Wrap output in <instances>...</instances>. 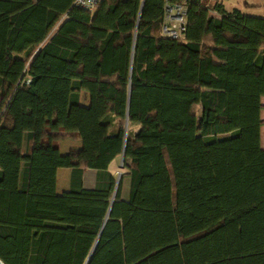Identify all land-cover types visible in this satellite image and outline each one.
I'll list each match as a JSON object with an SVG mask.
<instances>
[{
	"label": "trees",
	"instance_id": "obj_1",
	"mask_svg": "<svg viewBox=\"0 0 264 264\" xmlns=\"http://www.w3.org/2000/svg\"><path fill=\"white\" fill-rule=\"evenodd\" d=\"M74 1L0 0V258L264 264V18L188 0L173 40L166 0Z\"/></svg>",
	"mask_w": 264,
	"mask_h": 264
},
{
	"label": "crops",
	"instance_id": "obj_2",
	"mask_svg": "<svg viewBox=\"0 0 264 264\" xmlns=\"http://www.w3.org/2000/svg\"><path fill=\"white\" fill-rule=\"evenodd\" d=\"M224 8L227 12H231L234 9L240 10L242 13L252 16L253 13L243 10L238 7H234L231 10L226 9V6L224 4V0H222ZM246 8L249 9L250 11L252 9H256L258 5L255 4H245ZM214 13V12H212ZM211 13V14H212ZM216 14V13H214ZM254 16V15H253ZM89 97L88 93L82 92L80 95V102L81 104L87 106L88 102L86 101V98ZM134 127V128H133ZM139 125H133V124H128L127 125V130L133 133H136L139 130ZM25 147H27V144H25ZM83 148V142L81 140H62L59 142V150L62 155H68L72 151H78ZM124 163V158L123 156L115 159L113 163L110 166V171L112 172L113 175H126L128 174V169L123 166ZM118 165V167H117ZM118 168V169H117ZM119 168H123L122 170H119ZM71 175H72V170L69 168H61L57 171V193L58 194H64L70 190V184H71ZM119 179V177H117ZM96 179H97V171L93 169H89L85 171L83 175V183L84 187L87 189H92L96 186ZM128 194H129V179L124 178L123 181V191H122V198L124 200L128 199Z\"/></svg>",
	"mask_w": 264,
	"mask_h": 264
},
{
	"label": "built area",
	"instance_id": "obj_3",
	"mask_svg": "<svg viewBox=\"0 0 264 264\" xmlns=\"http://www.w3.org/2000/svg\"><path fill=\"white\" fill-rule=\"evenodd\" d=\"M104 1L105 0H75L74 6L94 13ZM187 1L188 0H182L181 3H174L170 0H166L165 17L162 25L163 36L173 40L183 39L187 19ZM0 264H5L1 258Z\"/></svg>",
	"mask_w": 264,
	"mask_h": 264
},
{
	"label": "rangeland",
	"instance_id": "obj_4",
	"mask_svg": "<svg viewBox=\"0 0 264 264\" xmlns=\"http://www.w3.org/2000/svg\"><path fill=\"white\" fill-rule=\"evenodd\" d=\"M247 3L252 4V5L253 4L258 5V7L256 9H252L250 11L245 6V4H247ZM224 4L226 6V9H228V10H231L234 7H238V8H241L243 10H247V11L253 13L252 16L254 15V17L264 18V0H224ZM212 15L219 18L218 14L212 13ZM262 104H264V99L262 100ZM261 119H262V121H264V111L261 112ZM261 144H262V147L264 148V127H262V129H261ZM117 167H118V165H117ZM122 169L123 168H119V170H122ZM120 176H122V175L117 176V177H119V180H120ZM260 219H261V221L262 220L264 221V213H260ZM261 234H263V237H264V228L263 227L260 228L259 235L261 236ZM261 242L262 241H260V243ZM263 245H264V241H263Z\"/></svg>",
	"mask_w": 264,
	"mask_h": 264
},
{
	"label": "water",
	"instance_id": "obj_5",
	"mask_svg": "<svg viewBox=\"0 0 264 264\" xmlns=\"http://www.w3.org/2000/svg\"><path fill=\"white\" fill-rule=\"evenodd\" d=\"M263 106H264V104H263ZM263 123H264V121H263ZM123 158H124V155H123Z\"/></svg>",
	"mask_w": 264,
	"mask_h": 264
}]
</instances>
